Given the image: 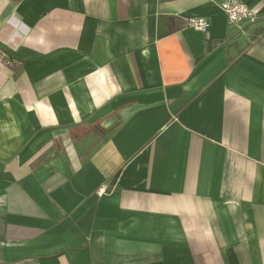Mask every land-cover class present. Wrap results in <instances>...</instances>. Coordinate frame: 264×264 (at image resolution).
Instances as JSON below:
<instances>
[{
	"label": "crops",
	"instance_id": "crops-1",
	"mask_svg": "<svg viewBox=\"0 0 264 264\" xmlns=\"http://www.w3.org/2000/svg\"><path fill=\"white\" fill-rule=\"evenodd\" d=\"M224 1L0 0V264H264V0Z\"/></svg>",
	"mask_w": 264,
	"mask_h": 264
},
{
	"label": "built area",
	"instance_id": "built-area-1",
	"mask_svg": "<svg viewBox=\"0 0 264 264\" xmlns=\"http://www.w3.org/2000/svg\"><path fill=\"white\" fill-rule=\"evenodd\" d=\"M220 9L225 14L228 23L234 24L244 20L254 21L255 14L254 12L240 0H227L221 3ZM187 26L200 31L205 32L209 26L208 22L204 18H188L186 20ZM104 189L101 188L98 190V193L102 194Z\"/></svg>",
	"mask_w": 264,
	"mask_h": 264
}]
</instances>
